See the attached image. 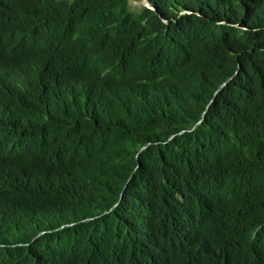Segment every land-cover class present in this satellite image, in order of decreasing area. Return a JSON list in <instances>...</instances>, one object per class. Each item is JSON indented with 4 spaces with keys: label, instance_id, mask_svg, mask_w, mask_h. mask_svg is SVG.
<instances>
[{
    "label": "trees",
    "instance_id": "trees-1",
    "mask_svg": "<svg viewBox=\"0 0 264 264\" xmlns=\"http://www.w3.org/2000/svg\"><path fill=\"white\" fill-rule=\"evenodd\" d=\"M0 0V264H264V0Z\"/></svg>",
    "mask_w": 264,
    "mask_h": 264
},
{
    "label": "water",
    "instance_id": "water-1",
    "mask_svg": "<svg viewBox=\"0 0 264 264\" xmlns=\"http://www.w3.org/2000/svg\"><path fill=\"white\" fill-rule=\"evenodd\" d=\"M142 6L146 7L147 9H150L156 13H158V10L156 7H153L149 0H143Z\"/></svg>",
    "mask_w": 264,
    "mask_h": 264
},
{
    "label": "rangeland",
    "instance_id": "rangeland-1",
    "mask_svg": "<svg viewBox=\"0 0 264 264\" xmlns=\"http://www.w3.org/2000/svg\"><path fill=\"white\" fill-rule=\"evenodd\" d=\"M142 5V3L139 2H131V9H133L134 7H140Z\"/></svg>",
    "mask_w": 264,
    "mask_h": 264
}]
</instances>
